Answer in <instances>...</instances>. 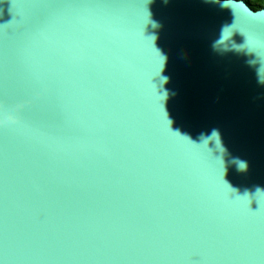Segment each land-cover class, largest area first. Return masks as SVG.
<instances>
[{"label": "water", "instance_id": "obj_1", "mask_svg": "<svg viewBox=\"0 0 264 264\" xmlns=\"http://www.w3.org/2000/svg\"><path fill=\"white\" fill-rule=\"evenodd\" d=\"M0 264H264V8L0 0Z\"/></svg>", "mask_w": 264, "mask_h": 264}, {"label": "trees", "instance_id": "obj_2", "mask_svg": "<svg viewBox=\"0 0 264 264\" xmlns=\"http://www.w3.org/2000/svg\"><path fill=\"white\" fill-rule=\"evenodd\" d=\"M254 8H264V0H245Z\"/></svg>", "mask_w": 264, "mask_h": 264}]
</instances>
